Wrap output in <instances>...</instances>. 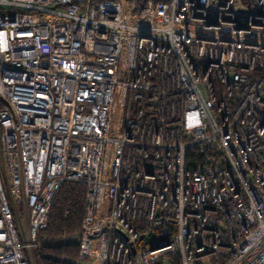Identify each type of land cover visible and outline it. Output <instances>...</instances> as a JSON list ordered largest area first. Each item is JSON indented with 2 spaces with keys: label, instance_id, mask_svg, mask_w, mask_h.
Returning a JSON list of instances; mask_svg holds the SVG:
<instances>
[{
  "label": "built area",
  "instance_id": "obj_1",
  "mask_svg": "<svg viewBox=\"0 0 264 264\" xmlns=\"http://www.w3.org/2000/svg\"><path fill=\"white\" fill-rule=\"evenodd\" d=\"M140 5L0 0V264H264V0Z\"/></svg>",
  "mask_w": 264,
  "mask_h": 264
},
{
  "label": "trees",
  "instance_id": "obj_2",
  "mask_svg": "<svg viewBox=\"0 0 264 264\" xmlns=\"http://www.w3.org/2000/svg\"><path fill=\"white\" fill-rule=\"evenodd\" d=\"M130 1L140 7L142 1L145 0ZM84 208L85 187L78 183H63L51 206L47 225L38 234V244L33 250L35 262L32 261L33 264H72L76 260L78 253L76 244L53 245V241L61 239L64 235L77 236L79 234Z\"/></svg>",
  "mask_w": 264,
  "mask_h": 264
},
{
  "label": "rangeland",
  "instance_id": "obj_3",
  "mask_svg": "<svg viewBox=\"0 0 264 264\" xmlns=\"http://www.w3.org/2000/svg\"><path fill=\"white\" fill-rule=\"evenodd\" d=\"M0 171H1V166H0ZM20 219H21V225L24 228L26 226V222L23 221V217L22 216H20ZM61 239H67V240L71 239V240H73V242H69V243H67V245L76 244V243H74V240L76 239L75 235H73V236L64 235V236L61 237ZM39 243L41 244V242H39ZM33 250L30 252L29 257H30V260L34 262V258H33L34 251Z\"/></svg>",
  "mask_w": 264,
  "mask_h": 264
}]
</instances>
